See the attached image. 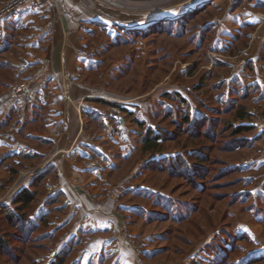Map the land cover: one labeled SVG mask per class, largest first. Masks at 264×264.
<instances>
[{
	"label": "crops",
	"instance_id": "obj_1",
	"mask_svg": "<svg viewBox=\"0 0 264 264\" xmlns=\"http://www.w3.org/2000/svg\"><path fill=\"white\" fill-rule=\"evenodd\" d=\"M210 10V19L201 23L210 28L209 47L224 55L243 51L240 85L249 87L264 112V0H43L11 18L8 34L0 37L4 78L6 83L25 80L31 96L12 99L0 85V181H5L0 204L39 173L50 178L48 194L59 193L55 206L61 209L52 217L56 243L43 264L75 236L82 239L73 257L79 264L98 259L102 264H189L198 257L208 264L204 257L211 253L203 246L212 235L177 262L155 259L159 249L148 247L139 231L136 244L128 243L134 229L130 217L139 207L134 191L150 187L143 165L155 156L140 155V127L133 117L144 129H155L148 117L155 94L150 90L137 97L118 85L129 64L122 51L125 41L144 40L160 20ZM80 47L91 50L94 59L78 57ZM23 59L29 64L18 71ZM111 105L120 107L123 121L109 116L114 132L108 136L103 116ZM188 108L199 114L196 106ZM246 150V177L254 184L248 190L264 197V132ZM93 157L105 161L98 175L83 166ZM11 166L18 171L12 173Z\"/></svg>",
	"mask_w": 264,
	"mask_h": 264
},
{
	"label": "rangeland",
	"instance_id": "obj_2",
	"mask_svg": "<svg viewBox=\"0 0 264 264\" xmlns=\"http://www.w3.org/2000/svg\"><path fill=\"white\" fill-rule=\"evenodd\" d=\"M199 13H193L191 18L187 19L185 15L183 23L180 22L181 18H174L171 23L167 19L160 20L162 26L165 25L164 27L170 28V33L153 31L137 44L132 43L130 38L123 45L122 51L127 58L126 62L129 64L128 68L121 73L122 84L118 86L124 89V92H128L130 95L135 94L137 97L143 96L147 91H153L151 93L155 96H153L154 100H151L148 117L155 128L159 125L171 129L172 126L162 119L163 110H161L160 115L156 116L154 111H160V108L170 109L174 107L178 118L181 113L180 110H176V106L182 109L196 106L197 112L201 113L203 111L210 116L212 114H210L209 106L222 108L223 105L220 101L228 97V89L237 83H241L239 76H241L246 62L239 74H232L231 71L232 66L236 65L239 60H245L242 55L243 51L224 55L212 50L209 47L210 28L205 26L203 28L201 25V23L210 19L211 10ZM155 27L158 28L159 26L155 24ZM207 34H209L208 38H206ZM164 89L179 93L181 98L186 97V102L189 100L188 106L186 102L178 101L177 97H172V99L163 97L161 91ZM217 97L220 99L218 103L215 100ZM247 99L246 101L250 105L252 123L255 125V132L261 131L256 127V123L259 117L264 114L259 112L258 104L251 97ZM220 115L224 117L222 112H220ZM174 140L173 142L167 141L162 152H155L154 158L158 159L164 154H180L184 148L181 146L182 143L179 142L183 140ZM199 143L211 145L208 153L209 161L204 164L209 172L204 182L210 186L205 187V191L198 192L182 177L166 178L165 175L145 170L143 177H145L146 182L150 187L155 186L156 192L160 191L159 187L164 186L168 192L167 196L175 200V202L173 201L174 208L166 214V218L154 217L145 220V216L132 215L130 220L132 226H134L133 236L129 235L133 239L130 238L131 240L129 239L128 243H133L134 240L136 244L135 233L139 231L140 234L138 235L145 237L148 247L159 249L155 253V259L177 262L183 258L185 252L197 249L200 247L201 242L206 241L211 235L213 237L218 228H225L226 231H234L237 236L239 234L245 236L242 240H238L237 249L228 254V260L225 264H264V222L259 221V217L264 215L262 200L255 199L253 196L243 202L238 199L230 201L232 194L237 193V190L245 191L254 186L253 182L246 177L249 173L246 171L249 165L242 166V162L250 161L248 159L250 151L246 150L248 147L240 148L234 153H225L220 150L218 139L215 143H211L205 138H201L198 142L189 146H197ZM140 153L142 156L143 153ZM223 162L226 165L229 164V166H237L240 170L219 176V169L222 168ZM143 167H145V164ZM229 181L233 182L228 184ZM50 182V178L45 179L47 193L52 191ZM47 183L50 184V189ZM228 192L229 194H223L219 199L214 198L215 193ZM161 193L163 194L162 190ZM252 193L255 195L254 192ZM110 194L114 195L115 190H111ZM4 197L5 195H1L0 200H3ZM141 201L140 203H144L146 209L151 208L154 211L167 213L160 207L153 206L151 202L142 199ZM183 202L192 203L195 208L188 213L187 217L177 219V213L180 212L183 215ZM253 202L260 209L255 216V208L249 209L247 206ZM260 206H263V210ZM54 207L56 206L52 205L53 209ZM56 214L55 210L52 211L51 218ZM51 226L52 220L47 228L50 230ZM53 236L54 238L51 237L46 242V256H38V263L36 264H43L50 258L51 249L56 243L54 232ZM209 241L210 239L207 242ZM227 243H230V239L226 241ZM33 247L32 243H29L26 247L22 264H34L32 263L33 257L27 255L29 252L36 254L39 251V249ZM210 255L204 257L209 258L207 259L209 260L208 264H211L214 259V255L212 253ZM255 256H257V259L253 260L251 257ZM194 259L190 260L189 264H204L200 257L197 260Z\"/></svg>",
	"mask_w": 264,
	"mask_h": 264
},
{
	"label": "trees",
	"instance_id": "obj_3",
	"mask_svg": "<svg viewBox=\"0 0 264 264\" xmlns=\"http://www.w3.org/2000/svg\"><path fill=\"white\" fill-rule=\"evenodd\" d=\"M193 13L187 14L185 16L186 19L191 18ZM180 20L183 23L185 19L183 17ZM169 22L171 23L172 20ZM161 24V21L156 22V26L159 27H152L148 33L153 31L171 32L170 28H166L164 27L165 25L162 26ZM1 34L0 32V37ZM7 34L8 32L3 35L6 36ZM1 49L0 47V51ZM3 66H6V64L0 59V85L3 84L7 88L4 78L6 70H4ZM162 96L169 99L177 97L178 101L186 102L176 92H164ZM248 97H250L249 87H243L237 83L228 89V97L226 99L222 101H220L219 97L215 99L217 103L219 101L222 103V108L209 106L210 114H212L210 116L203 111L199 114H194L189 108L182 109L178 106H176V110H180L181 113L178 118L174 107L170 109L160 108V111H154L156 116L160 115L161 110H163L162 119L172 126L171 129L159 125L155 129L151 127L144 129L142 127L143 122L133 117V121L140 127L138 134L140 138V151L142 153L155 154V152H162L167 141L173 142L175 141L174 139L183 140L179 142L180 144L182 143L181 146L184 148L180 154H164L158 159L151 158L145 163L144 169L147 172H157V174L165 175L166 178L182 177L198 192L205 191V187L210 185L204 182L209 173L208 168L204 164L209 161L208 153L211 145L200 143L197 146L190 147L189 145L198 142L201 138H205L211 141V143H215L218 139L220 150L225 153H234L240 150V148L250 147L254 140L262 136L264 129L255 132V125L251 119L250 105L246 101ZM220 112L224 114V117L220 115ZM262 113L264 114V112ZM18 169V166H11L12 173L17 172ZM239 170V167L229 166V164L226 165L223 162L218 175L224 176ZM45 179V172L39 173L27 186L18 189L8 203L0 204V264H22L25 249L29 243H32L33 248L39 249L36 254L32 252L27 254L33 257L32 263H38V256H46V242L51 237L54 238V231L49 230L47 226L52 220V211H59L61 207L52 208V205L58 202L59 193H55L54 195L48 194L45 187ZM4 182L0 181V188L3 187ZM230 182L233 181H229L228 184ZM155 188L152 185L147 189H138L134 191V196L137 197V201H141L142 199L151 202L153 206L160 207L167 213L154 211L151 208L146 209L144 203H140L139 201V207H137L135 215L145 216V220L154 217L166 218V214L173 210L175 200L167 196L168 192L165 190L166 188L161 186L158 192L155 191ZM223 194H229V192L215 193L214 198L219 199ZM253 196L255 199L262 200L264 206L262 193L257 192L254 195L249 190H237V193L232 194L230 201L238 199L243 202ZM183 205V215L180 212L177 213V219L187 217L188 213L195 208V205L192 203L187 204L183 202ZM247 206L249 209L255 208L254 216L259 213L260 209L256 206L255 202L249 203ZM263 206H260L261 210H263ZM216 231L210 241L204 245V249L214 255L211 264H225L228 260V254L237 249L238 240H242L245 236L241 234L237 236L234 231H226L225 228H218ZM229 239L230 243L226 244V241ZM187 240L189 241V239ZM81 241L82 239L79 236L69 238L47 264H79L78 261L73 260V257L75 249ZM256 257L251 258L254 260L257 259ZM88 264H102V262L98 259L96 263L89 262Z\"/></svg>",
	"mask_w": 264,
	"mask_h": 264
},
{
	"label": "built area",
	"instance_id": "obj_4",
	"mask_svg": "<svg viewBox=\"0 0 264 264\" xmlns=\"http://www.w3.org/2000/svg\"><path fill=\"white\" fill-rule=\"evenodd\" d=\"M43 4V0H7L4 3H0V32L2 34H6L9 30V25L11 22V18L14 15L21 14L32 7H37ZM76 54L78 57H81L87 61H92L94 59V53L84 47H80L77 49ZM29 62L26 59L21 60L18 65V71H23ZM245 65V60H239V62L232 66L231 73H238L242 71L243 66ZM7 94L12 99H29L31 96V92L28 89L27 82L25 80H14L10 81L7 84ZM120 114V107L117 105H111L108 108L106 115L103 116V122L105 124V132L108 136H111L114 132V127L111 123H109V116H116ZM256 127L259 130L264 129V115L259 117L258 122L256 123ZM124 133H129L130 129L128 127H124L122 130ZM250 161L242 162V166H248ZM83 166L89 169L93 174L98 175L104 169L105 161L99 157L89 158L83 161ZM49 189L50 184L47 183Z\"/></svg>",
	"mask_w": 264,
	"mask_h": 264
},
{
	"label": "water",
	"instance_id": "obj_5",
	"mask_svg": "<svg viewBox=\"0 0 264 264\" xmlns=\"http://www.w3.org/2000/svg\"><path fill=\"white\" fill-rule=\"evenodd\" d=\"M116 118H117L119 121H121V122L123 121L121 115H117Z\"/></svg>",
	"mask_w": 264,
	"mask_h": 264
}]
</instances>
